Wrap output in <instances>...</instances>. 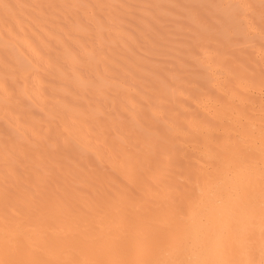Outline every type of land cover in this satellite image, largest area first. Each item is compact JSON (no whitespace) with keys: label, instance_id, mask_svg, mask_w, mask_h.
I'll list each match as a JSON object with an SVG mask.
<instances>
[{"label":"bare ground","instance_id":"1","mask_svg":"<svg viewBox=\"0 0 264 264\" xmlns=\"http://www.w3.org/2000/svg\"><path fill=\"white\" fill-rule=\"evenodd\" d=\"M9 1L0 0V136L2 132L7 135L4 141L0 138L3 166L0 170V261L13 264H264V54L253 51L251 45L255 48L256 43L246 42L251 38L246 29L250 28L246 23L249 21L245 14L247 4L244 6L238 0H232L231 4L227 0H171V3L147 0L154 13L148 12L157 24L175 15L173 8L177 6L173 3L183 1L179 2L184 7L182 12L177 7L182 19L177 22L175 17V23L179 24L175 30L177 34L190 35L185 54L179 56L188 63L185 66L181 62L182 73L177 68L176 72L179 70L181 75H171V72L166 77L167 72H163L161 76L159 64L155 67L153 61L144 62L141 58L140 62L132 57L133 53H127V61L131 57L142 68L151 67L143 68L148 71L142 75L146 78L142 83L156 85L153 86L158 100L154 102L145 89L137 92L136 98L126 84L127 89L122 85L124 78L122 84L116 80H122L126 67L122 66L118 77L105 71L112 49L110 44L117 41L113 38L120 43L129 38L123 35L124 29L121 33L118 30V34L108 32V19L122 14L112 11V0H39L34 13L29 9L33 13L29 17L34 22L24 23L27 30L32 29V24L38 26L36 20L44 9L48 10L49 20L59 18L62 22L56 21L60 32L55 35L47 26L43 33L36 29L39 35L36 34L35 42L31 40L32 44L23 37L31 47L29 53L35 55H30L20 40V31L25 33L26 26L20 20L23 16L19 18V15L26 13L30 3L25 5L16 0V5H12ZM88 12L85 23L80 17ZM257 17L259 20L260 16ZM112 24L109 25L113 27ZM257 26L260 28V24ZM52 31L56 30L52 28ZM156 31L154 35L158 36ZM108 34L114 36L111 38ZM130 41L126 43L129 45ZM71 42L76 43V47L72 45L75 48ZM244 42L248 46L245 43L237 53L232 51L235 53L232 65L225 66L227 49H232L231 46L237 49L234 45ZM51 44L59 49L57 54L53 58L47 54L39 56L42 49L49 52ZM135 44L125 48L133 51L139 46L150 54L147 48L150 44L142 48ZM103 46L109 48L107 54ZM115 48L112 50L118 49L122 54L119 46ZM131 60L126 63H132ZM65 63L70 66L69 71L64 70ZM171 63L177 65L175 61ZM47 73L59 78L57 90L61 88V95L64 92L78 95L80 103L65 102V97L63 100L58 97L42 109L44 103L38 101L45 97ZM107 76L115 78L111 80ZM50 79H47L49 84L57 82ZM187 82H194L196 86L191 89L194 85L190 84V89H186ZM123 99L130 100L131 111H125ZM163 102H167V108ZM109 103L112 110L119 106L122 111L114 112L116 116L105 114V105ZM8 107H14L19 114L27 113L33 120L28 122L35 124L30 136L3 116ZM64 149L72 150V158L57 160ZM20 179L25 180L26 186L11 188Z\"/></svg>","mask_w":264,"mask_h":264},{"label":"rangeland","instance_id":"2","mask_svg":"<svg viewBox=\"0 0 264 264\" xmlns=\"http://www.w3.org/2000/svg\"><path fill=\"white\" fill-rule=\"evenodd\" d=\"M20 1V0H19ZM27 1V2H26ZM31 1H33V2H31ZM117 1V2H116ZM116 1H114V0H112V11H114V9H115V12H117V14H120V13H122V14H120V16L122 17L121 19L120 18H117V16L114 18V19H112L111 18V20L110 19H108V22H110L109 24H111V23H113L114 24V26L112 27L111 25H109L108 24V22H107V24H108V32H110V33H113V34H115L116 32H119L120 31V33L121 32H123V31H121V29L123 30L124 29V33H123V35L125 36V34H126V36L127 37H129V38H127L128 40H131L132 41V44H135L136 42H135V40L134 39H136L137 37H139V38H137L136 39V41L138 40V45L140 44V45H142L141 46V48L142 47H144V44H145V47L147 46V44H148V46H150V47H147V48H149L150 50H151V52H149L150 54H147V52L145 51V48L144 49H140V47L138 48V47H135V46H137V44H135V48L137 49V51L136 50H134L135 48H133V51H130V50H132V49H129L128 50V47L129 48H131L129 45H131V46H133L132 44H131V41L129 42V45L126 43V42H128V40L124 37V39H126L127 41H124V43H126V44H124V43H120L119 41H118V39L116 38V37H114L113 39L114 40H117L115 43H116V45H115V43L113 44H110V46L112 47V49L113 48H115V50L118 48V46L121 48V52H122V54H120V53H118L120 50H116V51H114V50H112L111 49V47H110V51L111 52H109V48L107 49L106 47H101V48H106V49H104V50H106V53L105 54H107V51L112 55H110V54H108L109 56V61H108V66H109V68H110V70H109V68H108V66H107V68H106V65L107 64H105V68H106V72H110L109 74H107V75H110L111 76V74H113L114 73V76H119V75H121V72H122V66H124V67H126L125 69L127 70H123V72L126 74V75H124V73L122 72V74L123 75H121V78H122V80L120 79V77H119V79L120 80H118V78L116 79L118 82H122L123 81V78H124V81L126 82H122L121 84L122 85H124V87H125V84H126V87L128 88V90L130 91V92H132V93H134L135 94V97H136V95L139 93V92H141V91H144V89L148 92V93H150L149 95L151 96V97H148L149 99L151 98L154 102H156L157 100H158V96H157V94H156V89H155V84L153 83V84H147V86H145L146 84L145 83H142L143 81L144 82H146L145 81V77L144 76H142L143 74H145L146 75V71H148V70H146V69H150V68H147V67H149L148 65L146 66H144V67H146V69H143L142 68V66L140 65V64H138L139 62H137L136 63V58L139 60L140 58L141 59H143V61L144 62H148V60H150V62L149 63H151V61H153L152 63H155L156 65H155V67L157 66V64H159V66H157V69H158V67H160L159 68V70H160V72L159 73H161L160 75L162 76V74H163V72L164 73H168L169 72V74H164V75H166V77H167V75H170V73L172 72L173 74H171V75H175L174 73H177V74H180L181 75V73L183 72L182 71V69L180 68V66H181V62L183 63V65L184 64H186L185 66H187L188 65V63H186L185 62V60L183 61V58L182 59H179L180 57V55H184L185 54V51H184V49L186 50L187 48H186V45L189 43L188 41H189V39H190V35H187V33L186 34H184V32H183V34H181V33H179V34H177V30H175L176 28L175 27H177V26H179V24L177 25V23H175L176 22V19L177 18H175V17H178V19H177V22H179V19H182V17H180L181 16V13H179L180 11H177L178 10V8H179V6L181 7L182 6V4H180V3H182L181 1H178V2H175L176 4L178 3V5H176V4H174L173 3V5H175V6H177V7H174L173 8V10H176L175 11V15H174V13H173V16L172 17H167V19L168 20H166L165 18H163L162 19V23L161 24H159L160 26H158V24H157V22H156V20L154 19L155 17L153 16V15H151V14H153L154 12L153 11H150V8L148 7V5L149 4H147L148 3V1L147 0H116ZM165 1H167L168 3L171 1V0H165ZM226 1V0H225ZM229 1H230V3H229ZM231 1L232 0H227L226 2H228L229 4H231ZM236 1V0H235ZM245 1V2H244ZM253 3H252V2ZM238 0V2L240 3V4H243L244 6H246V4H247V8L249 7V5L250 6H252L253 4L255 5H253L252 7H249V8H252V9H247L246 8V13L245 14H247L246 16V18H249L248 20L249 21H247V19H245L246 21V23H247V26L250 24V28L252 29L251 31H250V28H246L247 29V31L249 30V33L248 32H246V33H248L249 34V36L248 37H251V38H247V39H249L248 41H254V40H256V41H254V42H248V41H246L247 43H249V45H251L252 43H256L257 44V46L254 48V45L252 46L251 45V47L254 49L253 51H256L255 53H257V51H258V55L261 53V55H262V52H263V54H264V49H263V44H264V31L263 30H261V29H264V6H262V7H260V5L259 4H261L260 3V1L261 0H258V2L256 3L255 2V0ZM12 2L14 3V4H12ZM15 2H16V0H11V3H10V1H9V3L10 4H12V5H16L15 4ZM25 3V5H28L29 3V5L27 6V7H29V8H27V11L29 12V13H31L32 11L31 10H33V13H34V10H35V5L36 4H39L38 2H39V0H37V2L35 1V0H21V3L22 4H24ZM172 2V1H171ZM170 2V3H171ZM180 2V3H179ZM250 2V3H249ZM34 3V4H33ZM120 3V4H119ZM122 3V4H121ZM127 3V4H126ZM129 3V4H128ZM168 3H166L165 5H167V6H169V4ZM245 3V4H244ZM116 4V5H115ZM222 4L224 5V2H222ZM225 4H227V3H225ZM121 5V6H120ZM128 5H129V7H128ZM147 5V6H146ZM228 5V4H227ZM259 5V6H258ZM262 5V4H261ZM116 6H118V7H116ZM123 6V7H122ZM131 6H132V8H131ZM151 6V5H150ZM257 6V7H256ZM30 7H32V8H30ZM34 7V8H33ZM125 7V8H124ZM145 7L147 8V9H145ZM46 8V7H45ZM104 8H107L106 7V5H105V7ZM122 8V9H121ZM184 7H181V12H182V9H183ZM255 9V11H254V9ZM258 8H261V11H260V9H259V13H257L256 15L259 17V20H257L256 19V15H255V13L254 12H256V10H258ZM29 9H31V10H29ZM118 9V10H117ZM125 9V10H124ZM129 9H131V10H129ZM143 9V10H142ZM152 9V8H151ZM263 9V10H262ZM117 10V11H116ZM123 10V11H122ZM127 10V11H126ZM251 12H250V11ZM27 11H26V13H20L21 15H19V18L20 17H22V19L24 18H26L25 20H22L21 18H20V20L22 21V23H23V25H27V24H24V23H29V25H30V23L31 22H29V20L31 21H33V19H32V17H29V16H32V14L33 13H31V15L29 14V13H27ZM44 11V12H43ZM42 11V13L40 14V16L37 18V20H36V22L38 23H40V25H41V27L39 26V23H38V26H37V24L35 23V25L34 24H32V25H34V26H32L31 25V27H32V29H29V30H27V28H28V26H24L25 28H23V31H25V33H21V31H20V36L22 37H20V40H21V43L24 45V47H25V49H26V51L29 53V51H30V49H31V47H29V45H28V41H30L31 42V44L33 43V42H35V40H36V38L38 37V35H39V31L38 30H40V33H43L45 30H51L50 32L53 34V35H55V32H56V34H58V31L60 32V29H58L59 27H60V25L58 24V22H56V21H59V23L61 24V22H62V20L60 19L59 20V18H56V19H53V20H49L48 19V16H49V13H48V10L46 9H44ZM131 11H133V14H132V12L130 13ZM144 11V12H143ZM152 12L151 14L149 13V12ZM263 11V12H262ZM46 12V13H45ZM119 12V13H118ZM145 13V14H141V13ZM178 12V13H177ZM249 12V13H248ZM258 12V11H257ZM125 13V14H124ZM177 13V14H176ZM254 13V14H253ZM261 13V14H260ZM28 14V15H27ZM45 14V15H44ZM47 14V15H46ZM87 14V13H86ZM86 14L85 15H81V19H82V17L84 18L83 20H85V23H87L86 21H87V17H88V15H89V12H88V14H87V16H86ZM147 14V15H146ZM171 14V13H170ZM178 14H180V15H178ZM248 14H249V17H248ZM254 16H252V15ZM260 14V15H259ZM25 15V16H24ZM42 15V16H41ZM143 15L145 16V17H143ZM149 15V16H148ZM178 15V16H177ZM28 16V17H27ZM47 17L46 19H45V17ZM85 16V17H84ZM120 16H118V17H120ZM151 16H153L154 18H151ZM213 16V17H212ZM42 17V18H41ZM44 17V18H43ZM125 17H126V19H125ZM147 17H149V18H151V19H153L155 22H156V24H155V22L152 20V22H150L148 19L149 18H147ZM180 17V18H179ZM215 18L216 16H214V15H208V18ZM257 17V18H258ZM28 18V19H27ZM30 18V19H29ZM147 18V19H146ZM171 18V20H169ZM172 18H173V20H172ZM174 18H175V20H174ZM253 18V19H252ZM58 19V20H57ZM118 19L120 20V22H118ZM123 19H124V22H123ZM216 19V18H215ZM255 19H256V23H255ZM262 19V21H260ZM39 20V21H38ZM41 20H43L42 22L44 23H42L43 25H45L44 27H43V25L41 24ZM46 20H48L47 22H46ZM55 20V21H54ZM112 20H113V22H112ZM115 20V21H114ZM145 20V21H144ZM147 20V21H146ZM214 20V19H213ZM250 20H251V22H250ZM24 21V22H23ZM53 21V22H52ZM122 21V22H121ZM209 21V20H208ZM212 21V20H211ZM260 21V22H259ZM34 22V21H33ZM115 22V23H114ZM117 22V23H116ZM148 24H147V23ZM210 22V21H209ZM250 22V23H249ZM260 24V28H256V26H257V24L258 23ZM49 23V24H48ZM57 23V24H56ZM82 23H84L83 21H82ZM151 23V24H150ZM153 23H154V25H153ZM168 23H170L169 24V28H168ZM173 23H175V24H173ZM182 22H180V24H181ZM255 23V24H254ZM112 24V25H113ZM125 24V25H124ZM171 24H172V26H171ZM259 24H258V26H259ZM261 24H262V26L263 27H261ZM49 25H51V26H49ZM52 25H54V26H56V28L55 27H53ZM143 27H142V26ZM175 25V26H174ZM48 28H47V27ZM112 27V28H110V27ZM121 26H127V28H122ZM147 26V27H146ZM252 26H255V27H253L252 28ZM257 26V27H258ZM38 27V28H37ZM49 27H50V29H49ZM53 29H55L56 31H52V28ZM148 29H146V28ZM174 27V28H173ZM249 27V26H248ZM44 28H45V30H44ZM47 28V29H46ZM113 28H115V29H113ZM117 28H119V29H117ZM128 28H129V30H128ZM132 30H131V29ZM138 28V29H137ZM142 28H145V29H142ZM157 30L156 32H155V34L157 35L158 34V36H155L154 35V30L155 29ZM163 28V29H162ZM168 28V29H167ZM170 28H172L171 30L174 32H172V31H169L170 30ZM36 29H38V30H35ZM153 29V30H152ZM164 29H166V33H165V30ZM255 29H257V30H255ZM260 29V30H259ZM119 30V31H118ZM126 30V31H125ZM137 30V32L135 33V31ZM145 30V31H144ZM151 30V31H150ZM168 30V31H167ZM175 30V31H174ZM259 30V31H258ZM34 31V32H33ZM107 31V30H106ZM112 31H114V32H112ZM133 31H134V33H133ZM147 31L150 33V34H146L147 33ZM177 31V32H176ZM255 31H256V34H255ZM107 32V33H108ZM127 32V33H126ZM139 32H141V33H139ZM146 32V33H145ZM171 32V33H170ZM254 32V33H253ZM33 33V34H32ZM128 33H130L129 35H128ZM145 33V34H144ZM176 33V34H175ZM250 33H252V34H250ZM23 34L24 35H26V36H23ZM30 34H32V35H30ZM36 34H38V35H36ZM116 34H118V33H116ZM132 34V35H131ZM139 34H140V36H139ZM247 34V35H248ZM109 36H111V34H108ZM130 35H131V37H130ZM133 35L135 36V37H133ZM159 35H160V37H159ZM179 35V36H178ZM246 35V36H247ZM252 35V36H251ZM258 35V36H257ZM28 36V37H27ZM33 36V37H32ZM114 36V35H113ZM113 36H111V38L113 37ZM150 36V37H149ZM153 36V37H152ZM165 36H167V40L165 39ZM187 38H186V37ZM255 36H257L256 38H255ZM262 37V38H260L259 39V37ZM26 39H29V40H26L27 42L25 43V40H23L24 38ZM30 37H32V38H30ZM147 37V38H146ZM157 37V38H156ZM184 37V38H183ZM188 37H189V39H188ZM34 38V39H33ZM151 38V39H150ZM188 39L187 41H186V39ZM255 38V39H254ZM141 41H140V40ZM148 39V40H147ZM155 39V40H154ZM157 39V40H156ZM184 39V41H182ZM254 39V40H253ZM263 39V40H262ZM33 42H32V41ZM145 40V41H144ZM150 40V41H149ZM158 40H160V42L158 41ZM262 40V41H261ZM161 41H163L164 43H162ZM261 41V42H260ZM149 42H151V43H149ZM165 42H167V43H165ZM186 42V43H185ZM246 42H244V43H240V45H241V47H240V45L239 44H235L234 46H236L237 45V49L236 48H234L233 46H231L230 48H232V49H230V50H228L227 49V51H226V53H225V55H224V60H223V64L225 65V66H227V67H230L231 65H232V59L231 58H233L234 59V55H235V53H233V52H236V51H239V49H243L244 48V45H242V44H245ZM25 43V44H24ZM153 43V44H152ZM178 43V44H177ZM185 45H184V44ZM246 43V44H247ZM261 43H263V44H261ZM30 44V43H29ZM117 44H118V46H117ZM123 44H124V47H123ZM150 44V45H149ZM164 44V45H163ZM167 44V46H165ZM259 44H261L260 46H262L261 47V49L259 48H257L258 46H259ZM25 45H27V47L25 46ZM72 45H74L75 47H76V43L75 42H71V46ZM113 45V46H112ZM128 45V47L127 48H125L126 46ZM158 47V48H161V49H158V48H156V46ZM163 45V46H162ZM181 45V46H180ZM183 45V46H182ZM31 46V45H30ZM74 46H72L73 48H75ZM107 46V45H106ZM107 46V47H108ZM155 46V47H154ZM161 46V47H160ZM176 48H174V47ZM177 46V47H176ZM178 46L180 47V48H178ZM246 47L248 46V44L247 45H245ZM51 49L49 48V52H47V51H45V49H42L40 52V54H39V56L40 55H42V56H44V55H49V57L51 58V56H52V58L55 56V54H57V50H59L58 48H57V46H55L54 47V44H51ZM163 47V48H162ZM171 47H173V48H171ZM185 47V48H184ZM240 47V48H239ZM245 47V48H246ZM250 46H249V48H251ZM53 48V49H52ZM119 48V49H120ZM178 48V49H177ZM183 48V49H182ZM122 49H124V50H122ZM140 49V50H139ZM156 49H158V50H156ZM236 49V50H235ZM256 49H258V50H256ZM263 49V50H262ZM100 50H103V49H100ZM144 50V51H143ZM147 50V49H146ZM149 50V51H150ZM152 50H154V51H152ZM156 50V51H155ZM166 50V51H165ZM184 51V52H180V51ZM43 51H45L46 53H44ZM113 51V52H112ZM124 51H126V53L124 52ZM136 51V52H135ZM161 51H163V52H161ZM233 51V52H232ZM43 52V53H42ZM53 52V53H52ZM102 52V51H101ZM102 52V53H103ZM146 52V53H145ZM231 52V53H230ZM50 53V54H49ZM103 53V56H106L105 54ZM115 53V54H114ZM127 53L129 54V55H131L132 53V57H134V58H132V60H133V62H132V60H131V57H130V59H128V61H130L131 60V62L132 63H130V64H127L128 63V61L126 60V58H128L126 55H127ZM138 53H140V54H142L141 56H138L137 54ZM144 53V54H143ZM158 53V54H157ZM162 53V54H161ZM179 53V54H178ZM237 53V52H236ZM30 55H35L34 53H29ZM53 54V55H52ZM139 54V55H140ZM117 55V56H116ZM118 55H119V58H121V60L118 58ZM137 55V56H136ZM116 56V57H115ZM143 56H144V58L147 56V57H149V58H147L146 57V59H144L143 58ZM154 56H156V57H158V58H156V57H154ZM229 56V57H228ZM36 57V58H35ZM35 57H33V58H35V59H37L38 57L37 56H35ZM108 57H107V60H108ZM139 57V58H138ZM153 57V58H152ZM227 57V58H226ZM110 58H112V59H110ZM116 58H118V60L116 59ZM160 58H162L161 60H160ZM174 58V59H173ZM226 58V59H225ZM228 58H229V60H230V63H229V60H228ZM140 59V60H141ZM148 59V60H147ZM157 59H159V61L157 60ZM177 59V60H176ZM106 60V61H107ZM139 60V61H140ZM154 60L156 61V62H154ZM228 60V61H227ZM116 61V62H115ZM142 61V60H141ZM140 61V62H141ZM157 61H158V63H157ZM175 61V63L177 64V65H175V64H173V63H171V62H174ZM127 62V63H126ZM163 63L162 65L160 64V63ZM107 63V62H106ZM165 63H166V65H165ZM228 63V64H227ZM121 64V65H120ZM133 65V67H132V65ZM144 64H146V63H144ZM143 64V65H144ZM148 64V63H147ZM168 64V65H167ZM227 64V65H226ZM64 66H63V68H64V70H67V71H69L70 69H69V65H67V63H65V64H63ZM175 65V67H173ZM66 66H67V68H66ZM69 66V67H68ZM153 66H154V64H153ZM163 66H167L166 68L165 67H163ZM178 66V67H177ZM129 67H130V69H129ZM189 67V66H188ZM187 67V68H188ZM139 68H140V70H139ZM171 68V69H170ZM177 68H180V70H181V73L179 72V70H178V72H176L177 71ZM80 69H82L81 67H80ZM162 69H164V70H162ZM175 69V70H174ZM84 69H82V71H83ZM112 70V71H111ZM136 70V71H135ZM143 71V73L142 72H140V71ZM105 71H104V74H105ZM139 71V72H138ZM84 72V71H83ZM113 72V73H112ZM129 73V74H128ZM221 73H223V72H221ZM117 74V75H116ZM136 74V75H135ZM55 75V74H54ZM53 74H50V73H47L46 74V85H45V89H44V92H45V97H44V99H45V101H44V99H41V100H39L38 102H40V103H44V104H41L42 106L41 107H43L42 109H45L46 108V106H47V104H50L52 101L54 102V100L55 99H57L58 97H60V99H62L63 100V98H64V101L66 100L67 102H70L71 103V101H75V102H77L78 101V99L80 100V98H79V96L78 95H76V96H73V95H71L70 96V93L68 92V93H65L64 92V94H62L61 95V93H60V91H61V88H60V91H58L57 90V88H59L58 86H59V80H57V79H59L58 77L56 78V76H54ZM91 75V74H90ZM130 76V80H129V76ZM134 75V76H133ZM159 75V76H160ZM170 75V76H171ZM179 75V76H180ZM47 76H48V78H47ZM52 76H53V78H52ZM93 76V74L91 75V77ZM106 76V75H105ZM112 77V79H111V77L109 78L108 76V78L109 79H111V80H114V78L115 77ZM122 76H125V77H122ZM223 76V75H222ZM49 77H51V79L49 78ZM142 77V79H140ZM183 77H186V75L185 76H183ZM30 78L32 79V75L30 76ZM29 78V79H30ZM54 78H56V79H54ZM133 78V79H132ZM47 79L49 80L50 79V81H52V80H57V82H54V84H53V82L51 83L50 82V84H49V81H47ZM133 80H136V82H134ZM139 81V83H138V81ZM134 82L135 83V85H134V83H131V82ZM140 81H141V83H140ZM48 82V83H47ZM57 83V84H56ZM176 83V82H175ZM137 84H139V86H137ZM186 84H188V85H186ZM185 85L187 86V87H185L186 89H190V84H192V83H189V82H187ZM195 83L193 82V84L192 85H194ZM134 85V86H133ZM153 85H155V86H153ZM190 85V86H189ZM145 86V87H144ZM189 86V87H188ZM196 85H194V86H191V89L192 88H194ZM46 87H47V89L51 92V90L52 91H56V92H48V90L46 89ZM125 87V88H126ZM132 87V88H131ZM144 87V88H143ZM126 88V89H127ZM143 90H142V89ZM153 88V89H152ZM51 89V90H50ZM134 89V90H133ZM136 90V91H135ZM64 91H66V90H64ZM63 92V91H62ZM138 92V93H137ZM56 93V94H55ZM89 94H90V92H88ZM146 93V92H145ZM148 93H147V96H148ZM260 93V95H262L263 94V92H257L256 94H259ZM50 94V95H49ZM53 94V95H52ZM59 94V95H58ZM69 94V95H68ZM142 94V93H141ZM153 94V95H152ZM49 95V96H48ZM133 95V94H132ZM144 95H146V94H144ZM53 96V97H52ZM54 96H56V97H54ZM67 96V97H66ZM87 96V95H86ZM90 95H88L87 97H89ZM134 96V95H133ZM50 97V98H49ZM63 97V98H62ZM70 98V99H67V98ZM75 98V100H71V98ZM92 97V96H91ZM52 98V100H49V99H51ZM53 98H55V99H53ZM73 98V99H74ZM76 98H77V100H76ZM90 98V97H89ZM134 98V97H133ZM137 98V97H136ZM47 99H48V101H47ZM86 99H88V98H86ZM91 100H89L88 99V101L90 102V101H92V98H90ZM150 99V100H151ZM70 100V101H69ZM124 101H122V103H123V105L124 106H126V107H124V109H125V111H131V109L129 108V107H132V105H131V103H129V101L130 100H128V99H123ZM56 101V100H55ZM65 101V102H66ZM45 102H46V104H45ZM48 102V103H47ZM79 102V101H78ZM80 103V102H79ZM164 103V102H163ZM163 103H161V106H163ZM167 102H165L164 103V105H166V106H163L164 108H167L168 107V104H166ZM76 104V103H75ZM130 104V105H129ZM108 106V107H107ZM134 106V105H133ZM136 106V105H135ZM135 106H134V108H135ZM9 108V110L6 108L5 110H8L6 113H5V110H4V112H3V116L5 117V118H7L8 120H10L12 123H13V126H14V123H15V128L17 127V129L18 130H20L21 129V131L22 132H24L26 135H31V129H32V127H34L35 126V124L34 123H32V124H30L31 122H33V120L31 119V118H29V117H27L28 116V114L27 113H22V114H19L18 112H16V110H14V107L13 108H11V107H8ZM106 108V109H105ZM105 108H104V110L106 111V113L105 114H107L108 112L110 113V115H115L116 113H118V111H122V107H119L118 106V109H117V106L114 108V110H112L113 109V107H112V109H111V104L109 103L108 105H105ZM120 109V110H119ZM130 109V110H129ZM11 110V111H10ZM15 112H14V111ZM41 111V110H40ZM39 111V112H40ZM9 112H10V115H9ZM13 112V113H12ZM114 112H115V114H114ZM4 113H5V115H4ZM108 113V114H109ZM112 113V114H111ZM12 114V115H11ZM107 114V115H108ZM119 114V113H118ZM17 115V116H16ZM18 115L20 116V118L18 117ZM25 115V116H24ZM10 116V117H9ZM12 116H15L14 118L12 117ZM24 116V117H23ZM116 116V115H115ZM9 117V118H8ZM16 117H18V118H16ZM28 118H29V120H28ZM13 119H14V122H13ZM25 119V120H24ZM30 119L32 120V121H30ZM22 120V121H21ZM16 121V122H15ZM18 121V122H17ZM26 121V122H25ZM28 122H30V123H28ZM19 123H21V124H19ZM24 123V124H23ZM34 124V125H33ZM19 126V127H18ZM25 127V128H24ZM28 127V128H27ZM27 128V129H26ZM29 130V131H28ZM84 132H86V131H84ZM3 134H2V136H0V138H1V140H5V137H6V139H7V135L4 133V132H2ZM0 134H1V132H0ZM3 138V139H2ZM98 146L100 145V144H97ZM70 150V151H69ZM70 152L72 153V156H73V152H72V150L71 149H64L63 150V152H62V150H61V153H59L57 156H59L60 154V156L57 158L56 157V159L57 160H63V158L65 159V157L67 158H72V156H70L71 154H70ZM64 153V154H63ZM62 155H63V157H62ZM61 158V159H60ZM2 162H1V159H0V170H3V166H2V164H1ZM2 167V168H1ZM165 179H167V178H165ZM168 180V179H167ZM166 180V181H167ZM168 182V181H167ZM26 183H25V180L24 179H20L19 181H17L16 183H14L13 185H12V187L11 188H13L14 186H23V187H25L26 185H25ZM22 187V188H23Z\"/></svg>","mask_w":264,"mask_h":264},{"label":"snow or ice","instance_id":"3","mask_svg":"<svg viewBox=\"0 0 264 264\" xmlns=\"http://www.w3.org/2000/svg\"><path fill=\"white\" fill-rule=\"evenodd\" d=\"M262 6H264V0H261ZM262 135H264V128H262ZM0 264H13V262L0 261Z\"/></svg>","mask_w":264,"mask_h":264}]
</instances>
